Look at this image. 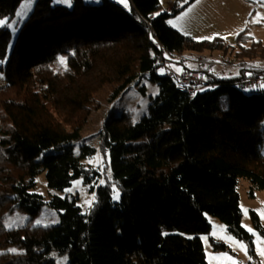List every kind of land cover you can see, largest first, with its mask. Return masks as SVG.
<instances>
[{
  "label": "trees",
  "instance_id": "1",
  "mask_svg": "<svg viewBox=\"0 0 264 264\" xmlns=\"http://www.w3.org/2000/svg\"><path fill=\"white\" fill-rule=\"evenodd\" d=\"M21 1L0 0V264H55L63 255L68 264H207L200 240L210 231L206 216L253 254L237 185L245 180L250 197L264 191V89L235 83L264 75V41L246 31L234 46L218 37L195 40L167 24L184 7L161 12L159 0H128V8L116 0H71V8L36 0L12 40L7 24ZM164 53H219L238 73L183 70L207 77L205 88L189 95L169 73L159 74ZM142 78L157 87L147 114L137 121L129 112L110 117L101 130L100 149L120 190L113 201L100 171L85 163L96 149L83 144L75 153L73 143L102 102ZM40 173L46 196L34 192ZM79 178L94 194L86 214L77 198L55 194ZM45 205L59 223L32 225ZM14 212L28 220L6 229ZM250 218L264 237L258 216ZM209 239L214 251L227 250Z\"/></svg>",
  "mask_w": 264,
  "mask_h": 264
},
{
  "label": "rangeland",
  "instance_id": "2",
  "mask_svg": "<svg viewBox=\"0 0 264 264\" xmlns=\"http://www.w3.org/2000/svg\"><path fill=\"white\" fill-rule=\"evenodd\" d=\"M35 1L36 0H33L30 9L25 10V0H22L16 10L14 18L7 24L12 40L21 23L31 12ZM83 1L89 4H98L100 0ZM116 1L119 2V0ZM159 2L161 5V12H169L174 6V3L180 8L184 7L178 14L170 17L167 24L181 34L190 36L195 40H211L205 38L218 37L223 39L227 44L234 46L237 35L242 31H246L254 40L264 41V0H159ZM53 3L67 8L72 7L71 0L70 6L68 3L62 2V0H53ZM119 3L124 6L123 3ZM127 4L129 7L128 0ZM25 11L26 14L23 15V18L17 15V13H25ZM178 17H180V19H177ZM170 22L175 23L176 26L173 27ZM163 58L164 60H160L158 69L159 74L162 75L168 72L179 75L184 70L182 64L187 61L194 65V70H202V68L208 66L211 71L220 77L234 76L238 73L235 63L226 65L223 63L218 64V61L224 59L219 53L206 56H176V58H171L169 54L164 53ZM62 60L64 61V58ZM60 61L61 60L58 61L57 68L59 67L62 71L66 68V62L64 61V63L61 64ZM180 61L182 64L179 63ZM0 76L1 86L4 84V80L3 76ZM141 86L145 87V94L139 91ZM204 88L205 87H202L201 90ZM261 89H264V86L261 87ZM156 94V85L150 83L146 78H142L137 85L130 86L112 103L106 101L102 102L100 108L89 115L86 125L80 132L79 139L73 143L75 153L78 152V148L83 144L96 149V154L86 160L85 163L93 169H98L100 171V183L109 185L113 201L119 200V198L114 199V196L118 193L120 197V190L117 185L113 183L108 157H105V154L100 149L99 142L103 124L110 117H117L127 112L132 114L134 121L139 120L142 116L147 114V107L150 99ZM248 190V183L240 179L237 185V192L241 212V226L251 235L253 254L250 252L248 244L230 234L217 218L206 216L210 225V231L208 234L200 235V240L203 245L207 264H231V262H235V264H264V256L260 255L259 251L264 248V244L261 243L264 241V237L255 229L250 218V212H254L258 216L260 224L264 229V219H262L260 215L261 212H264V191H257L254 197H250L248 195ZM34 192L42 196L47 195L44 173L38 175ZM55 194L61 198H77V205L82 214H86L94 202V194L89 190L88 186L82 183L81 178L72 181L71 186L64 190V192ZM245 210L247 214H245ZM27 220L28 216L21 212L7 214L4 227L6 229L20 228L25 225ZM30 221L34 226H54L59 223V216L56 211L45 205L41 209L40 214L33 220L30 219ZM249 229H251V231H249ZM229 237L231 238L230 240L228 239ZM209 238L223 243L227 247V250L214 251ZM240 244L244 245L246 252L242 251L237 246ZM1 252L2 250L0 249V253ZM7 252L16 253L17 250L11 248L8 249ZM228 258H230V260ZM55 264H68L67 256L63 255L56 257Z\"/></svg>",
  "mask_w": 264,
  "mask_h": 264
},
{
  "label": "built area",
  "instance_id": "3",
  "mask_svg": "<svg viewBox=\"0 0 264 264\" xmlns=\"http://www.w3.org/2000/svg\"><path fill=\"white\" fill-rule=\"evenodd\" d=\"M230 64L234 63L230 61L229 58H224L221 61H218V64ZM169 76L173 79L176 86L180 91H184L189 95L195 94L201 87L206 84L207 77L204 72L200 71H185L180 73L179 75H175L171 72H168ZM264 86V75L255 76L252 78L240 80L235 83V87L244 90L250 91L254 89H261Z\"/></svg>",
  "mask_w": 264,
  "mask_h": 264
},
{
  "label": "snow or ice",
  "instance_id": "4",
  "mask_svg": "<svg viewBox=\"0 0 264 264\" xmlns=\"http://www.w3.org/2000/svg\"><path fill=\"white\" fill-rule=\"evenodd\" d=\"M62 2H64V3H68L69 6H70V0H62ZM119 2L123 3L125 7H128L127 0H119ZM32 3H33V0H25V4H24V8H25V10L30 9L31 6H32ZM24 14H26V11H25V13H17V15H18V16H21V18H23V15H24ZM177 19H180V17H178ZM254 22H259V21H254ZM13 23H15V22H13ZM170 23L172 24L173 27L176 26L175 23H173V22H170ZM0 24H2V25H6V22L0 20ZM213 38H214V37H207V38H205V39H213ZM225 39H226V38H225ZM60 62H61V64L64 63V61H63L62 59H61ZM118 198H119V194L117 193V194L114 196V199H118ZM245 214H247V213H246V210H245ZM260 215H261V218L264 219V212H261ZM221 231H222V229H221ZM249 231H251V229H249ZM228 239L230 240L231 238L229 237ZM233 243H234V242H233ZM261 243L264 244V241H262ZM237 246H238L242 251H245V252H246V249L244 248V245L240 244V245H237ZM259 251H260V255L264 256V248L260 249ZM228 259L230 260V258H228ZM231 264H235V262H231Z\"/></svg>",
  "mask_w": 264,
  "mask_h": 264
},
{
  "label": "crops",
  "instance_id": "5",
  "mask_svg": "<svg viewBox=\"0 0 264 264\" xmlns=\"http://www.w3.org/2000/svg\"><path fill=\"white\" fill-rule=\"evenodd\" d=\"M184 70H194V65L191 62L187 61L186 63H184Z\"/></svg>",
  "mask_w": 264,
  "mask_h": 264
}]
</instances>
